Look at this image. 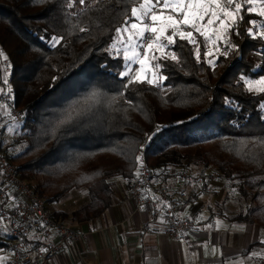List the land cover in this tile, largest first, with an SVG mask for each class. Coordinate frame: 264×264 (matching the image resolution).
<instances>
[{"label":"trees","instance_id":"1","mask_svg":"<svg viewBox=\"0 0 264 264\" xmlns=\"http://www.w3.org/2000/svg\"><path fill=\"white\" fill-rule=\"evenodd\" d=\"M139 3L0 0V50L12 60L16 104L24 113L21 123L11 124L10 142L6 126L9 159L51 215L68 225L102 215L114 181L131 183L136 158L144 155L155 177L191 166L201 175L220 174L251 202L233 219L264 228V94L247 91L240 80L264 75V39L248 35L262 17L243 12L230 32L232 47L215 65L203 36L197 33L198 45L176 37L170 49L179 60H155L167 77L156 87L121 75L124 58L110 50L116 29ZM53 36L63 38L55 47ZM73 191L88 200L65 203ZM8 248L0 243V250Z\"/></svg>","mask_w":264,"mask_h":264},{"label":"crops","instance_id":"2","mask_svg":"<svg viewBox=\"0 0 264 264\" xmlns=\"http://www.w3.org/2000/svg\"><path fill=\"white\" fill-rule=\"evenodd\" d=\"M189 169L190 174L201 175L200 168ZM178 172L173 170L164 178L155 177L153 185L165 182L173 194L188 195L178 214L194 218L197 230L180 239L170 238L163 223L152 218L151 203L137 205L127 198L126 190L131 183L118 178L108 209L89 221L71 220L69 224L79 231L80 239L41 264H256L250 261V256L264 248V228L256 222L233 219L241 213L242 203L234 185L220 175L211 179L209 190H203L199 184L182 182ZM212 174L207 172L203 176L209 178ZM154 187L148 190V198L155 196ZM77 195L86 199L85 192H77L64 201L71 199L73 204ZM145 222L153 229L139 238ZM1 251L8 255L0 264H9L11 249Z\"/></svg>","mask_w":264,"mask_h":264},{"label":"built area","instance_id":"3","mask_svg":"<svg viewBox=\"0 0 264 264\" xmlns=\"http://www.w3.org/2000/svg\"><path fill=\"white\" fill-rule=\"evenodd\" d=\"M5 72L7 84L3 83ZM0 75V89L4 90L0 93V229L4 234L0 243L9 245L11 264H41L57 257L69 243L77 242L80 233L51 215L44 198L36 193L27 180L19 177L17 165L9 159L3 143L6 126L21 123L24 118L23 111L16 104L13 63L9 57L7 61H0ZM140 157L142 166L139 163V176L136 172L126 190L127 198L137 205L151 203L152 218L163 223L164 232L172 239H180L197 230L198 223L194 218L178 214L181 206L188 201V195L185 192L173 194L165 182L154 187V171L146 157ZM178 175L182 182L199 184L203 190H209L211 179L220 176L213 173L206 178L203 175H192L187 170L179 171ZM152 187L155 196L148 198L147 192ZM152 229L151 224L143 223L139 238H143Z\"/></svg>","mask_w":264,"mask_h":264},{"label":"snow or ice","instance_id":"4","mask_svg":"<svg viewBox=\"0 0 264 264\" xmlns=\"http://www.w3.org/2000/svg\"><path fill=\"white\" fill-rule=\"evenodd\" d=\"M41 2L43 0H36V3ZM78 2L81 5L85 4V0H78ZM258 4L261 5L258 14L264 17V0H140L138 6L131 7V15L124 21L123 26L116 29L117 36L123 37L125 33H128L127 39L123 40V43L127 45L123 50L125 62L138 61L144 65L145 60H149L151 63L155 56L149 58L148 50L154 47L163 52L164 55H169L167 49L176 43V37H179L180 40H186L190 44L198 45L195 34L198 33L207 41L209 26H213L211 30L217 32L216 40L225 38L229 31H234L238 22L243 20V12L257 11L254 6ZM252 23L254 27H257L255 22ZM84 30L81 29V31ZM248 35L254 39L257 38V35L260 39H264V31L254 34L253 29L249 28ZM62 39V37H51L52 46L55 47ZM213 42L215 43V41ZM228 43L229 48H231L230 41ZM113 48H116L115 44ZM138 49H143V53L137 51ZM196 53L197 60H199L198 46ZM222 54L226 56L227 50L223 51ZM0 58L4 61L8 60L7 55L2 50H0ZM171 58L176 62L179 60L174 54H171ZM160 67L161 65L158 63H151L152 79L137 72L134 77L130 78V82L133 80L140 83L146 82L149 85L159 87V81L167 79L162 73L158 74L154 71ZM130 71V68L126 69L121 75L128 76ZM240 80L247 86V91L253 92L256 88L259 93L264 94V76L256 80L241 76ZM3 83H8L6 72L3 76ZM3 91L0 89V93ZM136 159L142 166V157L138 156ZM137 175L139 176V172ZM41 251H46V249H41Z\"/></svg>","mask_w":264,"mask_h":264},{"label":"rangeland","instance_id":"5","mask_svg":"<svg viewBox=\"0 0 264 264\" xmlns=\"http://www.w3.org/2000/svg\"><path fill=\"white\" fill-rule=\"evenodd\" d=\"M256 9H257V11H255L256 13H258V11H259V8L261 7V5H255L254 6ZM230 23V22H229ZM255 25L257 26V27H254L253 29V32L255 33V34H258L259 32H261V31H264V17H262V19H258V20H256L255 21ZM212 27L213 26H209V31H208V40L207 41H205V39H204V42H205V45H206V52H207V56H208V62L211 64V65H215V63H216V61H217V58H218V56L223 52V51H225L226 50V48L229 46V41H230V44L231 45H233V43L231 42V39H230V32L231 31H229V33L227 34V36L225 37V38H222V39H220V40H216V35H217V32H214V31H212L211 29H212ZM121 28V27H120ZM134 31V30H133ZM196 35V37H197V34H195ZM127 37H128V33H125L124 35H123V37H120V36H117V34H116V36H115V38H114V40L112 41V43H111V45H110V50L114 53V54H116V55H118V56H121V57H123L124 58V52H123V50H124V48L125 47H127V45H125L124 43H123V40H126L127 39ZM204 38V37H203ZM197 39V38H196ZM213 41H215V43L213 42ZM51 43H53L52 41H51ZM116 45V48H113V45ZM199 44H200V42H199ZM117 49H119V51H117ZM137 51H139V52H141V53H143V49H138ZM167 51H168V53H170L169 55H164V53L163 52H161V51H158L155 47L153 48V49H151V50H148V57L149 58H151L153 55L155 56V59L154 60H151V63H155V60L157 59V58H159V57H171V54H174L173 52H172V50L170 49V46L168 47V49H167ZM130 55H131V53H129ZM124 61H125V59H124ZM151 63L149 62V60H145V64L144 65H141L138 61H132V62H130V63H126L125 62V70L126 69H131V71L129 72V75H131L132 77H134L135 75H136V73L137 72H139V73H141L142 75H144V76H146V77H148L149 79H152L153 77H152V71H153V69H151ZM154 71H156L158 74H161L160 73V71H159V68H157V69H155ZM125 72V71H124ZM241 76H245L247 79H250V80H256V79H259L260 77H262V76H264V75H261V76H259V77H254V76H250V75H241ZM240 76V77H241ZM163 83V81H159V84H162ZM246 86V85H245ZM246 88H247V86H246ZM253 93H259L258 92V90L256 89V88H254V90H253ZM262 106H264V102H262L261 104H260V108H261V110H262V112H263V114H264V107H262ZM16 128V126H13V125H11L10 124V126H9V134H7V142H10L12 139H13V137H14V133H13V129H15ZM12 131V132H11ZM25 147V145H24V143H21L20 145H18V146H16V147H14L13 148V151L15 152V153H17V152H20V151H22L23 150V148ZM188 171V170H187ZM213 173H216L215 171L213 172ZM220 175V174H219ZM230 184H233L231 181L229 182ZM234 185V184H233ZM234 187V189L237 191V189H236V187L235 186H233ZM76 192L77 191H73L72 192V196H74V195H76ZM74 194V195H73ZM70 195V196H71ZM78 196V195H77ZM69 197V196H68ZM85 197V196H84ZM67 198V197H66ZM71 198V197H70ZM241 198V197H240ZM239 198V199H240ZM82 199H84L83 198V196L82 195H79L78 196V201L79 202H77L76 203V205H82V204H84L87 200H88V197H87V195H86V199L83 201V202H80ZM241 201L240 202H242L241 203V205L239 206L240 208H239V211L240 212H245V211H247V209H248V206H250L251 205V202L249 201V200H246V199H244V198H242V199H240ZM70 201H71V199H67L66 201H65V203H70ZM60 205L59 204H53V207L54 208H57V207H59ZM263 240H264V237L262 238ZM4 252V251H3ZM3 252L0 250V263H3L4 261H5V259H6V257H7V253H5V254H3ZM250 258H251V262H253V263H256V264H264V248L263 249H260V251L258 252V253H256V252H254V254L252 253V255L250 256Z\"/></svg>","mask_w":264,"mask_h":264}]
</instances>
